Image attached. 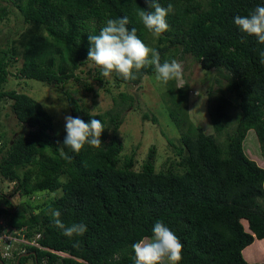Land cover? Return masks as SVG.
Here are the masks:
<instances>
[{
  "label": "trees",
  "instance_id": "1",
  "mask_svg": "<svg viewBox=\"0 0 264 264\" xmlns=\"http://www.w3.org/2000/svg\"><path fill=\"white\" fill-rule=\"evenodd\" d=\"M7 2L2 5L0 0V23L8 21L15 9L24 27L0 49V105L10 102L12 115L26 131L11 138L0 132V177L14 184L11 195L1 193L5 208L0 207V223L40 247L19 244L30 254L19 264L29 260L32 264H135L132 245L151 237L157 220L183 243L180 264H264L259 254L252 259L257 254L254 248L264 241V167L251 160L264 165L260 56L264 45L241 33L233 22L235 15L248 14L264 0H159L164 7L174 5L167 17L169 30L159 38L138 20V11L147 10L145 0ZM125 16L127 27L137 29L138 37L159 53L161 63L189 58L203 71L216 74L217 87L209 93L211 134L188 121L187 82L164 84L162 101L181 134V147L169 141L179 160L165 170L156 171L154 147L140 170H135L134 152L122 156V114L116 109L127 103L132 106V96L121 93L120 102L114 101L115 110L91 114L63 90L71 116L85 122L100 119L105 131L101 148L86 145L78 153L65 148L66 155L61 156L59 147L66 134L59 140L53 137L52 117L42 106L25 93L5 88L11 76L63 88L79 81L77 72L87 65H92L88 72L95 81L103 83L100 69L87 61V36L99 34L108 19ZM136 75L131 81L116 74L113 78L117 85L139 86L156 74L148 66ZM86 90L93 89L87 86ZM143 119L158 122L148 113ZM250 131L259 144L251 159L245 152ZM221 135L222 142L217 139ZM15 195L19 201L28 200L25 208L19 210ZM39 197L44 201L34 203ZM52 209L60 211L65 225L85 224L86 233L71 239L63 236L54 224ZM19 252L0 264H16L23 253Z\"/></svg>",
  "mask_w": 264,
  "mask_h": 264
},
{
  "label": "rangeland",
  "instance_id": "2",
  "mask_svg": "<svg viewBox=\"0 0 264 264\" xmlns=\"http://www.w3.org/2000/svg\"><path fill=\"white\" fill-rule=\"evenodd\" d=\"M1 4L9 5L7 0H1ZM13 11L8 21L5 20L0 23V49L6 48L7 41L13 38L17 32L23 30L22 21L15 15L16 10L13 9ZM181 64L183 66V76L177 80V86H183L187 82L190 89L185 106L188 121L194 126L202 127L207 134H211L213 133V129L209 115V98L211 95L209 93L217 87L214 82L216 74L213 71H203L199 65L192 64L189 58L186 61H182ZM185 66L187 67L186 70H184ZM82 69L83 72H77L80 80L71 81L63 88L59 87L56 89L54 86L43 85L34 80L16 79L13 76L9 77V83L6 84L5 88L6 90L14 89L25 93L37 101L52 117L54 130L51 132V135L57 140L63 134H66L64 117L70 115L68 105L62 94L63 90L69 91L91 114L115 110L114 101L120 102L121 98L119 94L121 93L132 96L134 99L132 106H129V103H127L125 107L116 109L122 114V124L119 128V135L123 141L122 156L130 155L134 152L137 162L135 170H140L152 147L155 148L154 160L156 171L165 170L171 162L179 160L169 141L176 147H181V134L168 115L166 103L162 101L165 92L164 83L157 81L154 76L152 78H144L139 86L117 85L112 76L109 79L104 78V82L98 84L94 76L88 72L89 69H92V65H87ZM10 70L13 75L16 73L15 69ZM87 86L93 90H86ZM230 110V113L234 115V110L232 108ZM145 113L155 116L158 121L157 124H153L150 120H144L143 115ZM25 131L12 115L10 102L2 103L0 105V132H4L6 138H11L15 132L24 133ZM217 139L222 142L224 135L217 137ZM245 141V152L249 155L248 157L255 155L254 152L257 150L259 152V144L254 131L248 132ZM259 156L262 158L260 154ZM251 160L256 161L260 167H264L260 160L256 158ZM13 189L14 184L4 181L0 177L1 208H5V199L1 196V193L9 196L13 192ZM14 197H17L15 198V203L19 207V210L21 209L20 207H26L25 204L28 203L26 198H21L19 201L17 195ZM43 201L44 199L41 197L34 199V203H41ZM243 224L246 227V223L243 222ZM256 247L254 249H257V254L252 259L256 260L259 254L261 262H264V241L259 242ZM14 248L15 251H18V244H15ZM252 259H248V261L251 263L258 262ZM28 264H32V260H29Z\"/></svg>",
  "mask_w": 264,
  "mask_h": 264
},
{
  "label": "clouds",
  "instance_id": "3",
  "mask_svg": "<svg viewBox=\"0 0 264 264\" xmlns=\"http://www.w3.org/2000/svg\"><path fill=\"white\" fill-rule=\"evenodd\" d=\"M145 3L147 10L138 11V20L147 32L154 38H159L169 30L167 17L174 11V5L169 3L164 7L159 0H145ZM233 22L241 33L254 37L259 44L264 45V5H257L246 15H235ZM128 24L129 20L126 16L108 19L99 34L87 36L89 44L87 61H91L100 69L101 76L109 79L116 74L125 81H131L137 78L136 74L141 69L153 66L155 78L159 82L167 84L171 80L181 79L182 64L175 59L161 63L159 53L146 45L138 37L137 29H129ZM260 56L261 63H264V51L260 52ZM64 120L66 136L62 146L59 147L61 156L66 155L65 148L78 153L86 145L96 149L103 146L101 136L105 128L100 119L92 118L89 122H85L80 117L67 115ZM50 211L55 226L62 231L63 236L71 239L86 233L85 224L65 225L60 219L61 213L58 209ZM151 232V237H144L132 245L135 264H180L183 243L176 233L159 220L154 223ZM23 254L25 253L19 256ZM1 259L4 258L0 255Z\"/></svg>",
  "mask_w": 264,
  "mask_h": 264
},
{
  "label": "built area",
  "instance_id": "4",
  "mask_svg": "<svg viewBox=\"0 0 264 264\" xmlns=\"http://www.w3.org/2000/svg\"><path fill=\"white\" fill-rule=\"evenodd\" d=\"M0 226V255L2 258L7 260L14 258L15 244L30 245L40 248L34 240H26L23 235H20V233L8 228L2 223H0ZM20 252H23V249L20 250Z\"/></svg>",
  "mask_w": 264,
  "mask_h": 264
},
{
  "label": "water",
  "instance_id": "5",
  "mask_svg": "<svg viewBox=\"0 0 264 264\" xmlns=\"http://www.w3.org/2000/svg\"><path fill=\"white\" fill-rule=\"evenodd\" d=\"M30 254H23V255H20L19 257H18V259H17V261H16V264H19V261H20V259L22 258V257H27V256H29ZM0 262L2 263V261L0 260Z\"/></svg>",
  "mask_w": 264,
  "mask_h": 264
}]
</instances>
